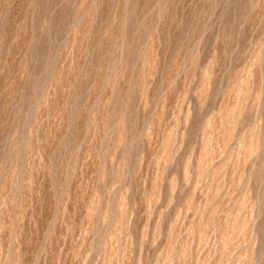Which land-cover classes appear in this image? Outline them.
Masks as SVG:
<instances>
[{
    "label": "rangeland",
    "instance_id": "374dc122",
    "mask_svg": "<svg viewBox=\"0 0 264 264\" xmlns=\"http://www.w3.org/2000/svg\"><path fill=\"white\" fill-rule=\"evenodd\" d=\"M0 264H264V0H0Z\"/></svg>",
    "mask_w": 264,
    "mask_h": 264
}]
</instances>
